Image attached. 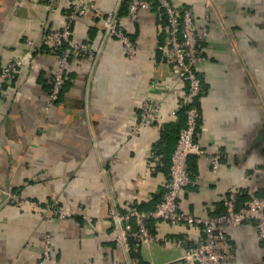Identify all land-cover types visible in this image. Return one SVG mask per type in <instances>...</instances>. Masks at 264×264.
I'll use <instances>...</instances> for the list:
<instances>
[{
	"label": "crops",
	"instance_id": "obj_1",
	"mask_svg": "<svg viewBox=\"0 0 264 264\" xmlns=\"http://www.w3.org/2000/svg\"><path fill=\"white\" fill-rule=\"evenodd\" d=\"M84 1L115 13L138 53L129 59L93 11L75 18L72 39L93 55L70 58L59 101L46 110L56 61L37 45L45 31L63 25L75 0H0V68L31 55L0 97V264H37L46 236L54 264H182L183 252L205 240L200 228L150 220L152 239L132 247L134 257L119 244L110 218L112 206L147 212L160 201L186 123L180 106L187 84L156 50L165 42L164 12L141 9L132 20L126 0ZM173 2L191 9L205 32L196 138L207 154H221V166L212 172L204 156H190L192 183L178 202L181 211L204 218L222 212L231 193L240 202L264 197V0ZM147 102L160 107L155 119L142 122ZM159 148L162 165L150 156ZM8 191L39 207L18 206ZM52 204L73 215H53ZM225 234L229 254L222 264H264L254 223Z\"/></svg>",
	"mask_w": 264,
	"mask_h": 264
},
{
	"label": "built area",
	"instance_id": "obj_2",
	"mask_svg": "<svg viewBox=\"0 0 264 264\" xmlns=\"http://www.w3.org/2000/svg\"><path fill=\"white\" fill-rule=\"evenodd\" d=\"M51 1V0H48ZM127 15L129 19L136 20L141 9L162 10L165 16L164 43L156 46L164 60L177 71V80L187 84L184 95L185 102L180 108H186L185 126L180 130L174 151L171 155L169 172L163 181L161 199L154 207L142 212L130 209L122 213L115 207L110 209V218L113 228L117 232L119 244L124 248L127 256L131 253L130 241L133 247H140L144 242L151 240L148 221H159L180 227H198L205 240L195 247H188L182 254V264H222L229 254V243L226 239V228H236L244 223H254L259 240L264 247V197L251 196L240 202L237 193H231L223 201V212L209 215L204 218L195 217L179 209V200L183 189L188 187L191 175L188 170L190 156H204L212 172H217L221 166V154H207L196 140L201 112L195 105L203 94L199 76V66L203 59L202 45L205 32L198 31L195 14L184 5H175L173 0H126ZM88 10L94 12L102 19L106 37L116 38L122 44L129 59H133L138 48L126 35L120 26L115 13L103 14L94 8L91 2L75 0L70 12L65 17L63 25L54 30L45 31L38 49L46 48L48 54L53 56L56 67L52 75L50 89L47 94L45 108L50 109L59 101L65 83L66 67L72 57L92 56L93 52L86 43L75 42L72 39L71 23L75 18L84 15ZM28 50L36 46L31 40L26 42ZM30 51L8 61L0 68V97L7 84L11 83L16 74L30 60ZM157 102H147L141 108V121L155 119L159 109ZM154 164L162 165L163 156L151 152ZM9 200L18 206L38 208L39 203L20 197L12 192L5 194ZM49 211L53 215L61 214L65 217L73 215L68 209H61L52 204ZM52 238H44L43 253L37 264H54L52 261Z\"/></svg>",
	"mask_w": 264,
	"mask_h": 264
},
{
	"label": "trees",
	"instance_id": "obj_3",
	"mask_svg": "<svg viewBox=\"0 0 264 264\" xmlns=\"http://www.w3.org/2000/svg\"><path fill=\"white\" fill-rule=\"evenodd\" d=\"M49 89H50V88H49ZM195 105H196L197 107H199V102H196ZM185 110H186V108H182V109L180 110V113H183V114L185 115ZM185 118H186V116H185ZM181 129H182V128H181ZM181 129H180V130H181ZM179 132H180V131H179ZM179 132H178V133H179ZM162 134L164 135V134H165V131H163ZM196 134H197V131H196ZM177 135H178V134H177ZM177 138H178V136H177ZM177 138H176V140H177ZM196 140H197V138H196ZM175 142H176V141H175ZM160 145H161V143H160L159 145H157V147H159ZM164 146H165V145H164ZM169 148H170V146H169ZM165 149H166V146H165ZM159 150L162 151V153H160V154H163V155H164L165 150H163V149H161V148H159ZM172 150H173V148H172ZM172 150H171V151H172ZM166 151H167L166 154L170 153V151H168L167 149H166ZM170 159H171V158H170ZM170 159H169V160H170ZM241 198H242V197H241ZM242 200L245 201V200H247V199H246V198H243ZM222 212H223V210H222ZM222 212H220V213H222ZM220 213H219V214H220ZM130 245H131V251H132L131 256H134V257H135V256L137 255L138 252L135 251V250L132 248L133 245H134V242H133V241H130Z\"/></svg>",
	"mask_w": 264,
	"mask_h": 264
}]
</instances>
